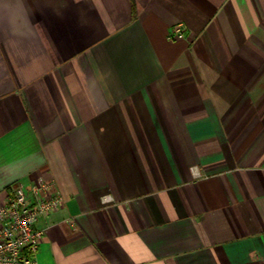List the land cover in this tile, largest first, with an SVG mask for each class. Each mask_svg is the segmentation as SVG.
Returning <instances> with one entry per match:
<instances>
[{
	"label": "crops",
	"instance_id": "crops-1",
	"mask_svg": "<svg viewBox=\"0 0 264 264\" xmlns=\"http://www.w3.org/2000/svg\"><path fill=\"white\" fill-rule=\"evenodd\" d=\"M39 178L38 264H264V0H0V203Z\"/></svg>",
	"mask_w": 264,
	"mask_h": 264
},
{
	"label": "built area",
	"instance_id": "built-area-1",
	"mask_svg": "<svg viewBox=\"0 0 264 264\" xmlns=\"http://www.w3.org/2000/svg\"><path fill=\"white\" fill-rule=\"evenodd\" d=\"M174 32L180 36L181 26ZM63 203L64 198L52 181L39 178L29 191L23 185H15L0 203V264H38L44 230L37 227V221Z\"/></svg>",
	"mask_w": 264,
	"mask_h": 264
}]
</instances>
